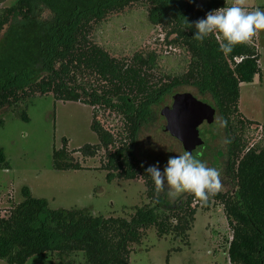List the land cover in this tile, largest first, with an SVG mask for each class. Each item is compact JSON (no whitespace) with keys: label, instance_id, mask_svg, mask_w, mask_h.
Instances as JSON below:
<instances>
[{"label":"trees","instance_id":"obj_1","mask_svg":"<svg viewBox=\"0 0 264 264\" xmlns=\"http://www.w3.org/2000/svg\"><path fill=\"white\" fill-rule=\"evenodd\" d=\"M5 1L0 0V6ZM132 5L148 7L149 21L166 30V43L189 53L185 73L156 86L149 75L156 66L154 52L119 60L92 40L96 26ZM223 6L228 7L226 0H205L200 5L196 0H18L11 7H0V114L48 94L56 101L93 107L91 130L99 143L75 152L94 156L105 149L106 163L100 168L109 171V180L114 174L125 180L139 176L149 201L155 202L136 208L129 219L94 216L85 209H49L46 200L34 198L23 187V201L8 216H0L1 260L25 264L33 256L55 252L61 260L82 255L77 264H129L131 245L141 244L144 231L151 227L158 237L173 236L188 244L198 203L207 207L217 200L232 231L227 248L230 264H264V145L249 147L246 130L258 123L243 118L238 110L240 84L261 74L260 53L256 44L246 42L223 54L219 49L225 41L219 32L203 41L193 38L194 22ZM185 19L193 22L190 28ZM181 84L213 98L227 137L234 188L218 191L206 202L191 193L176 209L163 210L158 187L135 157L133 146L139 125L152 117V103L161 99L157 96L170 94ZM96 106L121 115L124 135L96 120ZM22 118L28 120L25 112ZM53 165L56 170L83 169L68 159L65 140L53 151ZM9 168L0 147V170Z\"/></svg>","mask_w":264,"mask_h":264},{"label":"rangeland","instance_id":"obj_2","mask_svg":"<svg viewBox=\"0 0 264 264\" xmlns=\"http://www.w3.org/2000/svg\"><path fill=\"white\" fill-rule=\"evenodd\" d=\"M18 0H6L0 7H11ZM205 0H196L202 4ZM227 6L239 3L251 11L264 10V0H226ZM164 26L154 25L148 19V7L132 5L123 12L114 13L95 27L92 40L106 50L113 58L131 61L138 54L154 52L156 66L149 72L158 86L168 83L172 77L187 71L189 53L183 48L170 46L165 40ZM217 33V32H216ZM256 44L260 53L259 67L262 74L256 75L251 83H241L238 100L240 115L258 125L246 130L249 147L264 145V30L248 41ZM87 78V77H84ZM93 80V79H92ZM91 80V81H92ZM177 93H190L198 100L214 106L209 94H200L188 84L174 86L170 94L160 95L152 103V117L139 125L133 146L134 155L144 166L157 160L163 172L169 156L182 154L181 143L163 131L166 124L160 110L172 103ZM95 108L96 120L104 128L124 135L123 119L115 112ZM93 107L72 101H56L51 94L35 96L17 107L6 108L0 119V147L10 165L0 170V216H8L11 208L23 201L22 188L27 187L34 198L44 199L48 208L85 209L94 216L124 217L129 219L136 208L152 207L155 202L146 196L145 181L141 177L121 179L114 174L108 178V170L100 167L106 163V151L101 148L94 156H83L75 152L84 145H97L99 139L91 130ZM22 112L27 119L22 118ZM205 144L193 155L206 161L208 166L217 167L221 172L220 192L234 188L228 168L227 137L221 116L216 115L210 125L199 127ZM121 136H117L120 138ZM66 142L68 159L78 162L81 170H56L53 165V151L59 150ZM166 181L158 188L160 209H176L191 192L181 198L169 200ZM196 201L193 202V206ZM160 207V206H159ZM141 244L131 245L129 264H230L227 248L232 231L229 227L223 205L211 200L207 207H198L195 221L188 231L187 241L173 236L158 237L154 227L144 231ZM82 255H72L63 260L55 252H46L31 257L25 264H64L73 261L81 263ZM0 264H7L0 259Z\"/></svg>","mask_w":264,"mask_h":264},{"label":"clouds","instance_id":"obj_3","mask_svg":"<svg viewBox=\"0 0 264 264\" xmlns=\"http://www.w3.org/2000/svg\"><path fill=\"white\" fill-rule=\"evenodd\" d=\"M191 2V0H190ZM190 28L193 22L184 20ZM194 37L203 41L214 32L222 33L225 42L220 44V51L227 55L233 52L238 44L250 41L257 30H264V10L255 8L251 11L234 3L230 7H219L209 10L203 18L195 22ZM159 161L148 165L145 172L150 175L155 185L162 188L169 186L166 192L169 200H176L186 192H191L201 201L206 202L210 195L221 188V172L217 167L207 165L199 155H193L189 150L182 154L169 156L166 166L161 172Z\"/></svg>","mask_w":264,"mask_h":264},{"label":"water","instance_id":"obj_4","mask_svg":"<svg viewBox=\"0 0 264 264\" xmlns=\"http://www.w3.org/2000/svg\"><path fill=\"white\" fill-rule=\"evenodd\" d=\"M215 113V108L190 93L174 94L171 106L160 110L166 121L163 131L178 140L183 150L192 153L204 144L199 136V126L204 122L212 124Z\"/></svg>","mask_w":264,"mask_h":264},{"label":"flooded vegetation","instance_id":"obj_5","mask_svg":"<svg viewBox=\"0 0 264 264\" xmlns=\"http://www.w3.org/2000/svg\"><path fill=\"white\" fill-rule=\"evenodd\" d=\"M213 99V98H212ZM201 101V100H200ZM214 101V100H213ZM202 102H204V101H202ZM204 103H206V102H204ZM214 104H215V102H214ZM171 106V105H170ZM212 106V105H211ZM213 108H215V110H216V113H215V117H216V115L217 114H219V111H218V109H217V107H216V105H214V106H212ZM220 115V114H219ZM221 116V115H220ZM222 119V118H221ZM215 120V119H214ZM222 123H223V121H222ZM203 124H207L206 122H204ZM203 124H201V125H203ZM200 125V126H201ZM209 125V124H208ZM211 125V124H210ZM199 126V127H200ZM199 129V128H198ZM199 136L201 137V139L203 140V142H204V140H205V138H204V136H203V132L202 131H200L199 130ZM206 143V141L204 142V144ZM195 152H197V149L193 152V154L195 153Z\"/></svg>","mask_w":264,"mask_h":264},{"label":"crops","instance_id":"obj_6","mask_svg":"<svg viewBox=\"0 0 264 264\" xmlns=\"http://www.w3.org/2000/svg\"><path fill=\"white\" fill-rule=\"evenodd\" d=\"M261 72H262V70H261ZM262 74V73H261Z\"/></svg>","mask_w":264,"mask_h":264}]
</instances>
